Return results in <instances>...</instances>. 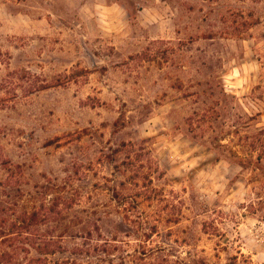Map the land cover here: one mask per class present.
I'll return each mask as SVG.
<instances>
[{"label":"rangeland","instance_id":"rangeland-1","mask_svg":"<svg viewBox=\"0 0 264 264\" xmlns=\"http://www.w3.org/2000/svg\"><path fill=\"white\" fill-rule=\"evenodd\" d=\"M263 128L264 0H0V264H264Z\"/></svg>","mask_w":264,"mask_h":264},{"label":"trees","instance_id":"trees-1","mask_svg":"<svg viewBox=\"0 0 264 264\" xmlns=\"http://www.w3.org/2000/svg\"><path fill=\"white\" fill-rule=\"evenodd\" d=\"M223 95L224 97H227L228 95L226 93H224L223 91ZM218 114H220L219 111H215L213 109V111H206L202 114V116H195L194 117H190V126L193 127L197 125L198 128L202 129V130H205L207 124H210L212 122V120L218 116ZM196 115V114H195ZM244 120L246 119L247 121L249 120H253L252 117H249L248 115L245 114V116H241V120ZM244 120L245 122L243 124H248V122ZM205 124V125H204ZM249 125H241L240 128H245V127H248ZM195 130V129H193ZM222 131V130H221ZM241 132V129H237V131L235 133H240ZM205 134V133H204ZM261 137L260 138H257L256 141L250 143V146L249 149L250 151H252L253 153H257V157H256V160H257V163L258 164H263L264 165V128L261 129ZM217 146L219 147H223V148H228L227 145L225 144H222V143H219ZM230 153L235 157L237 158V160L235 161L236 163H239L240 165L244 166L247 165L248 163H250V161H248L247 159H243V158H240L235 152H233L232 150L230 151Z\"/></svg>","mask_w":264,"mask_h":264}]
</instances>
